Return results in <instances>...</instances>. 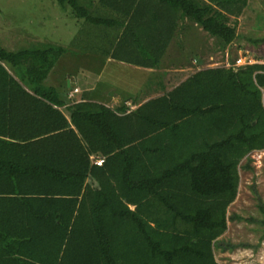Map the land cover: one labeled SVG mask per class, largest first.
I'll return each instance as SVG.
<instances>
[{"label":"trees","instance_id":"1","mask_svg":"<svg viewBox=\"0 0 264 264\" xmlns=\"http://www.w3.org/2000/svg\"><path fill=\"white\" fill-rule=\"evenodd\" d=\"M57 1L96 19L80 0ZM181 6L228 60L249 0ZM176 23L160 49L122 59L161 69ZM64 52L0 45V264H219L216 247H237L221 236L243 219L228 214L242 160L264 149V64L207 66L216 58L205 54L192 58L202 69L170 90L153 84L162 93L132 98L133 109L77 101L67 117V80L46 82Z\"/></svg>","mask_w":264,"mask_h":264},{"label":"rangeland","instance_id":"2","mask_svg":"<svg viewBox=\"0 0 264 264\" xmlns=\"http://www.w3.org/2000/svg\"><path fill=\"white\" fill-rule=\"evenodd\" d=\"M71 9L70 5L63 7L55 0H0V45L14 50L48 43L64 46L69 54L76 56V63L72 67L68 65L69 68H65L64 72L76 73L73 85H78L82 90L80 95L89 89L90 79L96 90L114 88L119 95L135 94L139 85L144 87L143 92L145 88H151L154 81L148 82L135 67L104 64L103 59H89V67L79 64L87 56L84 53L90 49L87 46L94 40L82 34L81 21ZM237 31L239 36L227 52L228 61L231 62L232 56L236 55L242 56V60L247 56L264 62V41H259L264 37V0H249V7L238 17ZM201 36L192 34L182 37L179 47L185 49L181 52V58L177 56L169 59L168 63L187 65L194 57H203L205 54L209 56L208 51L205 52L206 34ZM90 52L95 54L97 49ZM213 57L216 58L214 61L207 60L209 65H221V51L213 52ZM61 64L66 66L67 61L59 63L57 69ZM179 68L171 66L170 71ZM181 75L178 71H171L165 85L168 88L174 87L182 79ZM58 76L53 73L49 82L56 83ZM86 77L89 79L86 80ZM155 95L159 94H152V97ZM130 106L135 107L133 104ZM247 161L250 168H239V191L228 208L229 215L237 214L243 219L229 220L228 229L221 236L226 244H236L237 247L233 250L216 247L215 255L219 264H264V224L261 223L264 219V149L253 151L242 163Z\"/></svg>","mask_w":264,"mask_h":264},{"label":"crops","instance_id":"3","mask_svg":"<svg viewBox=\"0 0 264 264\" xmlns=\"http://www.w3.org/2000/svg\"><path fill=\"white\" fill-rule=\"evenodd\" d=\"M80 1L92 14V16L96 17V19L94 20V22H91L85 17L78 18L75 16L81 21L82 34H85L88 37H91L90 39L94 40V42H90L87 46V48H90L84 51L87 56L80 60L79 64L82 63L85 64L84 66L89 67V59H103L105 60L104 64L110 63L114 65L135 67L137 68V71H139L138 73L141 75L143 74L144 76H142L145 77L148 82H150V80L154 81L153 84H156V87L159 86L160 89H162V82L164 81L166 83V78L170 75L171 71H178L180 74H182L181 76L183 77L180 81H178V85L180 82L189 77L192 72L194 73L196 70L202 69V67H196L195 59H193L191 63H188L187 65H179L180 63H168L169 59L177 58V56L178 58H181V52L185 48L179 47V43L182 41L181 38L184 36L195 34L199 37H202V34H206L205 44L211 45L213 43V38L209 37L207 33L202 29V27H200L197 23L191 21L192 16L187 13V11H185L183 6H181L182 3L186 2V0ZM189 1L193 3L196 2L197 4L201 1L213 4V0ZM231 17L233 19L235 18V16L233 15H231ZM170 20H177V23L175 25V37L168 45L167 52L161 59V69H152L146 67L148 66V64L146 63L139 64L128 62L122 59L126 56L135 58L136 55H140V52H143L145 50L160 49V47L162 46V42L160 41V39L155 38L165 35L167 31L169 32L168 26L170 24ZM129 23H132L131 28L126 29V26L129 25ZM26 33H28V31H26ZM118 47L120 50L119 53L117 52V54L121 58H117L115 55L116 52H114ZM95 48L97 49V53L92 54V52L90 51H93ZM17 49L21 48H15V50ZM206 51H208L207 53H209L211 51L210 47H206L205 52ZM209 57L211 60V53H209ZM63 60L67 61V65L65 66L61 64L62 66L57 69V67H59V63L63 62ZM85 60L86 63H84ZM76 61V56L69 54V52L65 50L60 59L57 61L58 63L56 62L57 65L55 64L46 81L47 84L59 86V84L67 80L68 87H70V89L66 93H64V95L68 99V103L62 107H58L65 113L67 117V106H70L71 103L77 101H92L99 104H104L111 108H119L123 104L129 106L133 104L131 103L132 98L137 97L138 95L141 96L140 98H143L142 102L153 98L152 93L149 92L153 85H151V88H145L144 92L142 91L144 87L139 85V89L135 94L129 93L128 95H119L120 93L116 92L114 88L113 90L109 88H106L103 91L96 90L97 88H94V82H90L92 79L88 81V85L90 86L88 88L90 90L88 89L84 91L83 95H80L82 90L78 85H73V82L76 79V73L67 74V72H64L65 68H69L68 65L72 67V64L76 63ZM209 64L207 66H209ZM171 66L181 67L179 69L170 71ZM161 72H165V75ZM53 73H57L59 75L55 79L56 83L49 82L50 77ZM88 79L89 78L86 77V80ZM74 88H78V91L75 92L72 97H70V92ZM172 88L173 87L169 88V90ZM161 93L162 92L157 94L160 95ZM159 95H155L154 97ZM134 106L136 107V105Z\"/></svg>","mask_w":264,"mask_h":264},{"label":"built area","instance_id":"4","mask_svg":"<svg viewBox=\"0 0 264 264\" xmlns=\"http://www.w3.org/2000/svg\"><path fill=\"white\" fill-rule=\"evenodd\" d=\"M242 56L238 57L237 60L235 61V66L237 65H244V64H251V63H260V64H264L263 61H258L260 59L257 58H248L247 56H245L244 60H242ZM243 61V62H242ZM225 67H231L233 64H231V62H229L228 60H226L225 62ZM221 63V64H224ZM78 91V88H74L71 92H70V97H72L74 95L75 92ZM104 159L102 157H98L95 159V163L98 165H101L103 163Z\"/></svg>","mask_w":264,"mask_h":264}]
</instances>
